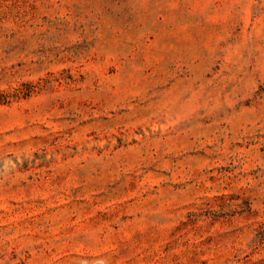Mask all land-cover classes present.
Here are the masks:
<instances>
[{
    "label": "rangeland",
    "instance_id": "obj_1",
    "mask_svg": "<svg viewBox=\"0 0 264 264\" xmlns=\"http://www.w3.org/2000/svg\"><path fill=\"white\" fill-rule=\"evenodd\" d=\"M0 264H264V0H0Z\"/></svg>",
    "mask_w": 264,
    "mask_h": 264
}]
</instances>
